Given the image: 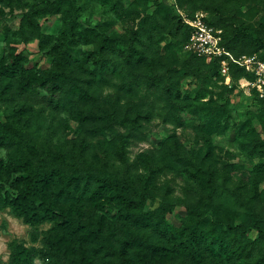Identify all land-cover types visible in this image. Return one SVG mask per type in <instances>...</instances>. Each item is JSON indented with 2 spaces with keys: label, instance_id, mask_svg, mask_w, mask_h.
<instances>
[{
  "label": "rangeland",
  "instance_id": "1",
  "mask_svg": "<svg viewBox=\"0 0 264 264\" xmlns=\"http://www.w3.org/2000/svg\"><path fill=\"white\" fill-rule=\"evenodd\" d=\"M47 1L0 0V124L20 121L32 142L67 161L78 155L148 184L145 211L172 209L155 229L125 217L98 178L56 176L28 221L13 207L22 168L4 166L0 145V264H117L119 252L130 264H264L253 228L264 226V102L242 74L228 85L217 69L206 79L188 72L213 61L192 46L189 21L214 29L235 57L264 55V0H61L55 15ZM29 19L48 35L44 47ZM69 19L76 27L65 47ZM195 224L223 235L219 244L199 229L191 238ZM239 226L252 229L235 233ZM130 232L152 247L128 245ZM234 239L242 256L222 246Z\"/></svg>",
  "mask_w": 264,
  "mask_h": 264
},
{
  "label": "trees",
  "instance_id": "2",
  "mask_svg": "<svg viewBox=\"0 0 264 264\" xmlns=\"http://www.w3.org/2000/svg\"><path fill=\"white\" fill-rule=\"evenodd\" d=\"M60 3L61 0H55L53 2L48 0L45 3L44 10L47 13L55 15L59 11ZM28 21L32 26V31L37 34L41 47H44V44H46L48 39V35L42 32V28L38 23L32 19H29ZM67 23L66 33H68L70 36L67 39L64 37L63 46L70 47L71 44H73V35L76 26L75 23L70 19ZM189 30H191V28ZM242 31L246 34L249 33L246 28H243ZM262 44H264V42ZM65 55L66 54H61L57 60V68L55 70L57 74H63L65 71ZM241 55H257L261 60L264 61V55H259L257 53H243L238 56ZM220 64L221 60L215 58L211 64H209L212 66V68L203 69L189 67L188 72L195 76L206 79L210 77L211 69H217L220 76L224 80V77L220 72ZM230 74L232 80L241 74L249 81H254L255 79L253 74L248 73L245 69L240 68L235 64H231ZM252 92L258 97L255 89H253ZM260 100L264 102V99ZM109 118L112 122L117 121L114 115H109ZM0 125V128L2 129V131H0V145L4 146L7 150V159L4 166L9 167L15 172L17 171V167H21L23 172L21 177L23 186L22 189H18V196L13 203V207L19 212L20 216L24 217L28 221H36L38 217L36 209L42 187H44L46 181L56 176L63 178L68 176L73 180L92 177L98 178L97 181L102 182L100 185L101 188L107 187L111 189L113 202L126 205L128 211L125 215L123 214L125 217L136 222H142L144 225L155 229L160 228L163 225L165 220L164 214L171 211L172 209V205L165 203L157 210L145 211L144 207L147 201L153 199V194L148 184H140L135 180L123 178L119 179L120 175L117 173L110 171L107 168H97L82 162V158L78 155L74 156L71 161H67L66 159L55 154L50 148H47L43 144L32 142L27 128L20 121L3 123ZM189 162L195 164L193 160H190ZM209 183L212 185L210 181ZM188 213H196L198 217L201 216V210L199 209L189 208ZM253 228L256 229L259 232L261 238L264 239V226L260 223H256L254 224ZM193 229H199V238L204 236V231L200 228L199 224H195L193 227L186 228V233L191 238L194 234ZM233 229L235 233H237L238 230H241L244 234H247L252 228L249 227L247 229L243 226H239L238 228ZM222 236L223 235H219L217 238H215L214 236H209L206 234L204 237L205 240L209 241V245L212 246L213 244H219ZM232 242H226L225 240L221 241L223 247L225 246L227 250L233 249L232 251L236 252L240 256H242L247 251L246 247L240 246L235 248V246H233V244L235 245L236 243L235 239ZM106 243L109 250L114 254L116 250L114 249L113 245L110 244L108 238ZM127 244L130 246H139L145 248L152 247V245L148 243V240L144 236L135 235L131 232L128 233ZM17 248L18 242L14 240L11 243L12 256L16 257ZM119 257L120 260L117 264H130L129 259L126 258L124 253L119 252ZM48 264L52 263L49 262Z\"/></svg>",
  "mask_w": 264,
  "mask_h": 264
},
{
  "label": "built area",
  "instance_id": "3",
  "mask_svg": "<svg viewBox=\"0 0 264 264\" xmlns=\"http://www.w3.org/2000/svg\"><path fill=\"white\" fill-rule=\"evenodd\" d=\"M192 26L191 44L201 56L207 59L218 58L221 60L220 72L226 78V84L230 85L232 78L230 74L231 64H235L254 75V81L247 83L255 89L258 97L264 99V61L257 55H242L235 57L231 52L221 47V37L215 34V30L209 28L202 20L189 21ZM41 264V263H40Z\"/></svg>",
  "mask_w": 264,
  "mask_h": 264
}]
</instances>
